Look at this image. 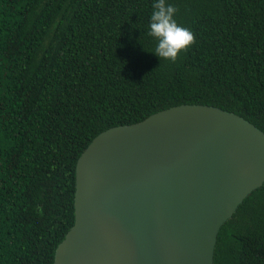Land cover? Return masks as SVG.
Instances as JSON below:
<instances>
[{
  "label": "trees",
  "instance_id": "trees-1",
  "mask_svg": "<svg viewBox=\"0 0 264 264\" xmlns=\"http://www.w3.org/2000/svg\"><path fill=\"white\" fill-rule=\"evenodd\" d=\"M155 0H0V264H52L74 165L100 132L179 105L264 134V0H166L195 42L153 52ZM212 264H264V182L219 228Z\"/></svg>",
  "mask_w": 264,
  "mask_h": 264
},
{
  "label": "water",
  "instance_id": "water-1",
  "mask_svg": "<svg viewBox=\"0 0 264 264\" xmlns=\"http://www.w3.org/2000/svg\"><path fill=\"white\" fill-rule=\"evenodd\" d=\"M263 182L264 134L218 108L108 128L76 159L52 264H212L220 226Z\"/></svg>",
  "mask_w": 264,
  "mask_h": 264
},
{
  "label": "clouds",
  "instance_id": "clouds-1",
  "mask_svg": "<svg viewBox=\"0 0 264 264\" xmlns=\"http://www.w3.org/2000/svg\"><path fill=\"white\" fill-rule=\"evenodd\" d=\"M148 35L157 41L153 51L159 58L175 62L178 55L195 42L194 33L175 20L177 9L166 0H155Z\"/></svg>",
  "mask_w": 264,
  "mask_h": 264
}]
</instances>
